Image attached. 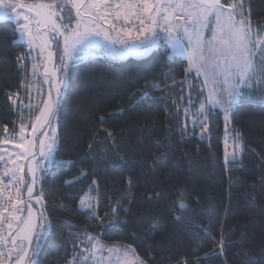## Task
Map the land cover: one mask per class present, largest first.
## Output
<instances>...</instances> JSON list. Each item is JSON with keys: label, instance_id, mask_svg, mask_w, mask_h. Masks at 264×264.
Wrapping results in <instances>:
<instances>
[{"label": "trees", "instance_id": "1", "mask_svg": "<svg viewBox=\"0 0 264 264\" xmlns=\"http://www.w3.org/2000/svg\"><path fill=\"white\" fill-rule=\"evenodd\" d=\"M245 3L264 35V0ZM17 39L13 23L0 24V139L5 126L17 127L9 97L22 92L28 70L17 59L27 55ZM170 52L163 45L142 60L99 58L70 75L56 164L42 174L51 231L36 264H67L83 251L86 232L130 246L143 264H264L263 87L232 110L244 152L241 162L226 165L223 115L210 112L208 131L201 137L197 126L193 134L184 109L189 99L198 107L206 93L200 95L202 79L187 73L188 62ZM95 184L97 219L79 209Z\"/></svg>", "mask_w": 264, "mask_h": 264}, {"label": "snow or ice", "instance_id": "2", "mask_svg": "<svg viewBox=\"0 0 264 264\" xmlns=\"http://www.w3.org/2000/svg\"><path fill=\"white\" fill-rule=\"evenodd\" d=\"M178 12L182 15H177ZM178 20L183 23H174ZM7 21H15L21 40L27 37L29 55L33 47H38L43 54L55 42V50L47 51V61H58L59 67H54L51 73L44 69V76L52 77L49 82L54 84L56 102L49 93L43 107L36 109L38 114L29 105L30 125L24 122V112L20 109L19 131L13 127L10 132L5 126L3 131L7 135L0 139V144H11L13 149L20 150L9 152L7 148H0V152L7 153L6 156L0 155L3 164L0 169V264L5 257L11 264H35L29 253L33 243L39 250L40 237L48 226H39L41 231L34 241L38 227L35 205L43 199V191L34 196V188L38 180L44 179V175L38 176V173L46 174L48 165L54 160L58 140L51 121L63 95L62 89L68 86L70 71L86 49L110 45L112 51H119L116 48L119 44L137 53H149L164 40L171 49L169 58L172 55L186 56L187 73L194 72L198 81L202 77L200 95L207 92L198 107L189 99L188 107L184 109L185 121L190 117L193 134L198 126L201 137L208 131L210 112L220 109L224 111L225 119H229L238 98L256 95L254 81L264 77V36L254 33L250 16L244 12L243 0H38L32 3L0 0V22ZM48 31L52 32L51 36ZM148 33L150 35H146ZM141 36L145 38L141 40ZM57 37L62 38V45ZM97 37H102L108 45L102 44ZM17 59L23 62L24 56ZM37 70L38 65L34 64V76ZM60 75L64 78L61 79ZM145 87L155 89L157 86ZM13 95L18 99V94ZM147 95L145 91L142 98ZM9 98L13 99L12 96ZM260 99L264 101V95ZM107 135L111 137L113 134L108 132ZM239 147V143L234 145L233 159L235 149ZM20 160L27 162L28 178L24 175V164L17 163ZM4 177L8 180L5 181ZM179 196L182 201L183 194ZM80 205L82 209H89L92 218H99L85 199H81ZM178 208L183 210L187 205L181 202ZM116 211L113 209V213ZM85 235L87 240L82 241L83 251L67 264H135L138 259L127 258L130 246L107 244L87 232ZM36 255L38 251L32 252V256Z\"/></svg>", "mask_w": 264, "mask_h": 264}, {"label": "rangeland", "instance_id": "3", "mask_svg": "<svg viewBox=\"0 0 264 264\" xmlns=\"http://www.w3.org/2000/svg\"><path fill=\"white\" fill-rule=\"evenodd\" d=\"M26 3H32L33 1H29V0H25ZM35 2V1H34ZM229 2H232V0H229ZM243 9L244 12L247 16H249V12L246 8V3L245 0H243ZM20 11H24L23 9H20ZM67 11V8H66ZM73 16L75 14L74 9L72 10ZM29 15H31V13H29ZM177 15H182L181 12H178ZM57 22L59 23V17L56 18ZM7 22H11L13 23L16 28H17V32H18V26L16 25L15 21H7ZM23 22V21H21ZM1 23H5V22H0ZM114 23H116V21H114ZM122 23V22H120ZM174 23H183V20H178V21H174ZM251 24L254 30V33H259L260 31L258 29L257 26H255L251 20ZM119 26V24H118ZM48 35L51 36L52 32L48 31ZM146 35H150V33L146 34ZM205 36L207 38L208 33H205ZM264 36V35H262ZM145 37L141 36L140 39L143 40ZM57 40L59 41V43L62 45V38L57 37ZM97 40H99L102 44L104 45H108L107 41H103L102 37H97ZM133 40H135V35L133 36ZM17 42L19 44L24 45L27 48V55L24 56V60L23 62H21V66L22 68L25 69L26 66L27 67V73L24 75V79H23V83H22V92L18 93V99H16L15 96H13L12 99V103L15 107V110L18 114V121H17V131H19V124H20V109H23L24 112V122L26 124L30 125V119L27 115L28 113V106L31 105L33 111L35 114H38V112H36L37 108L43 107V102L47 101L49 99V93H51V99L53 102H56L57 97H56V93H55V87L54 84L50 83L49 81L52 80L51 75H49L48 77L44 76V69L47 68L49 70V73L52 72L54 67H59V62L55 61V63H51L47 61V51L48 50H55L56 48V43L54 42L52 44L51 49H46L45 52L43 54L40 53V49L38 47H33V49L31 50V54L29 55V46L27 44V37H25L23 40H21L19 38L18 35V39ZM131 42V41H130ZM138 42V41H137ZM37 44H39V41H37ZM166 46L170 51L171 49L168 47L167 42L164 40H161L158 44V46L154 47L151 52L149 53H137L135 51H132L130 49H125L124 46L117 44L116 48L120 49L119 51H112L111 50V46L108 45L107 47H90L88 49H86L82 54H81V58L76 62V67L80 64V63H84V62H89V61H93V60H97L99 58H107L110 60H113L115 62H126L130 59H136V60H142L145 59L147 57H149L154 51H156L157 49H159L161 46ZM187 46V45H186ZM173 58H179V59H183L185 61L188 62L186 56H176V55H172ZM37 64L38 65V70L36 72V75H33V65ZM75 68L71 69L70 71V75L72 74V72L75 71ZM191 74H195L194 72ZM59 75V73H58ZM70 75L68 77V83H69V78ZM60 78L63 79L64 77L62 75H60ZM201 79H203L201 77ZM258 87H263L264 90V77H258L256 79V81H254V91L258 88ZM68 90V86L66 88L62 89L63 95L59 98L58 103L56 105V112L55 115L52 118L51 121V126L53 129H55V135L57 137V121H58V111H59V107L62 105L63 100L65 98L66 92ZM206 95L207 92L205 91ZM245 95H242L241 97L238 98L237 103L233 106L232 110L239 104L242 102V99H244ZM15 100V103L13 102ZM21 102H23L21 104ZM264 102V101H263ZM232 110L229 114V119H225V113L224 111L220 110V109H216L215 111L221 112L223 115V119H224V162L226 165L228 164H232V163H239L241 162L242 156H243V152H244V146H243V142L241 139L240 135H237L238 133L233 129L232 127V123H231V113ZM32 119L34 120V116L32 117ZM189 119H191L189 117ZM48 130V129H45ZM11 132V130H9ZM239 143L240 147L235 149V159H233V152H234V145ZM58 143L56 145V149H57ZM0 148H7L9 150V152H19V149H13L11 144H1ZM55 149V151H56ZM0 155H7V153H2L0 152ZM17 163L19 164H24L25 168H26V164L27 162L24 160H20L17 161ZM56 162H55V155H54V160L52 161V163H50L48 165V169L51 170V168L53 169V167L55 166ZM57 166V165H56ZM25 177L27 178L26 172L24 173ZM39 176V175H38ZM39 181V180H38ZM37 181V183H38ZM37 185V184H36ZM86 200V203H90L92 205V209L91 211H94L98 214L99 217V198H98V187L95 184L90 191L86 194V196L83 198ZM79 209L84 212L89 214V209H82L81 205H79ZM90 215V214H89ZM97 219V218H96ZM49 228L51 231V224L49 223ZM50 234V233H49ZM48 234V235H49ZM35 241V240H34ZM38 250L36 249V245L35 243H33L32 245V252H37ZM32 252L29 253L30 257L35 261V264L37 262V255L36 256H32ZM105 255H107V253L105 252ZM123 255V254H122ZM133 257L138 258V256L136 255L135 251H133V249L129 248L128 249V259L132 260ZM135 264H141L140 259H136ZM143 264V263H142Z\"/></svg>", "mask_w": 264, "mask_h": 264}, {"label": "crops", "instance_id": "4", "mask_svg": "<svg viewBox=\"0 0 264 264\" xmlns=\"http://www.w3.org/2000/svg\"><path fill=\"white\" fill-rule=\"evenodd\" d=\"M19 164V163H18ZM3 166V164L2 163H0V166ZM9 167H12V165H8ZM27 164H26V168H25V172H26V175H27ZM51 170H52V168H51ZM50 170L48 169V172H49ZM38 175L40 176V175H42V174H39L38 173ZM27 178H28V176H27ZM7 179H8V177H7ZM41 191V180H39L38 181V183H37V185H35V188H34V196L37 194V193H39ZM25 199H26V197H25ZM33 203L35 204V202L33 201ZM41 213L43 214V215H41ZM34 214H35V216H36V224L38 225V227H37V229H36V236H34V240L37 238V237H39V233H40V231H41V228L39 227L40 225H47L48 227H47V230H46V232H45V234L43 235V237H40V248H39V250H38V254H39V251H40V249H41V247H42V244H43V241L45 240V238L48 236V234L50 233V228H49V220H48V218H47V215H46V212H45V204H44V201H43V199L41 200V203L39 204V205H35V211H34ZM38 256V255H37Z\"/></svg>", "mask_w": 264, "mask_h": 264}, {"label": "built area", "instance_id": "5", "mask_svg": "<svg viewBox=\"0 0 264 264\" xmlns=\"http://www.w3.org/2000/svg\"><path fill=\"white\" fill-rule=\"evenodd\" d=\"M3 166L1 165L0 166V169H2ZM0 175H2V171H0ZM4 180L7 181V177H4ZM3 259V264H11V262L5 257V258H2Z\"/></svg>", "mask_w": 264, "mask_h": 264}]
</instances>
